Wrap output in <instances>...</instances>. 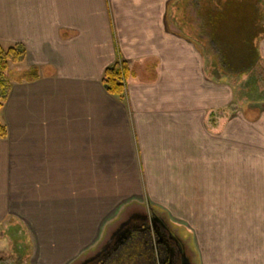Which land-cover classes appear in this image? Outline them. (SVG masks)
I'll return each instance as SVG.
<instances>
[{
	"label": "crops",
	"instance_id": "crops-1",
	"mask_svg": "<svg viewBox=\"0 0 264 264\" xmlns=\"http://www.w3.org/2000/svg\"><path fill=\"white\" fill-rule=\"evenodd\" d=\"M180 1L0 0V45L25 49L0 110V229H28L34 264H75L145 205L198 264H264V86L173 28ZM117 62L122 99L102 84Z\"/></svg>",
	"mask_w": 264,
	"mask_h": 264
},
{
	"label": "trees",
	"instance_id": "trees-1",
	"mask_svg": "<svg viewBox=\"0 0 264 264\" xmlns=\"http://www.w3.org/2000/svg\"><path fill=\"white\" fill-rule=\"evenodd\" d=\"M199 18L198 29L217 52L220 66L226 73L251 72L259 59L258 42L264 37L262 8L260 0H194ZM25 59V49L20 45L4 48L0 45V110L7 98L10 82L6 72L9 64H20ZM37 74L31 70L21 76V81H34ZM127 68L117 62L105 69L102 84L106 91L117 98H123ZM4 91V92H3ZM228 111H209L206 126L213 133H220ZM7 136L6 127L0 121V139ZM0 259V264H5Z\"/></svg>",
	"mask_w": 264,
	"mask_h": 264
},
{
	"label": "flooded vegetation",
	"instance_id": "flooded-vegetation-1",
	"mask_svg": "<svg viewBox=\"0 0 264 264\" xmlns=\"http://www.w3.org/2000/svg\"><path fill=\"white\" fill-rule=\"evenodd\" d=\"M77 264H191L168 221L153 211H130L94 253Z\"/></svg>",
	"mask_w": 264,
	"mask_h": 264
},
{
	"label": "rangeland",
	"instance_id": "rangeland-1",
	"mask_svg": "<svg viewBox=\"0 0 264 264\" xmlns=\"http://www.w3.org/2000/svg\"><path fill=\"white\" fill-rule=\"evenodd\" d=\"M260 4L262 8L261 27H263L264 26V0H260ZM189 7H190V0H181L180 2L175 4L171 10V25L173 26L174 29L181 30L185 34L191 35L192 38L202 46L205 53H207V55H210L214 52V49L212 46L207 44L208 42L205 36L198 29L199 22L197 19H194L193 11ZM263 41H264V37H262L261 40L257 44L258 50H263V47H264ZM4 48H7V47H4ZM259 55H260V58H264V51L259 52ZM20 65L21 63L20 64H12V63L9 64L8 71L6 72L7 79L9 82L11 79H15L17 75H19L20 69L18 67ZM249 73L252 75L253 78H255V81L259 82L261 85L264 86V62L261 59H258V62L256 63L254 69ZM244 74L245 73H240L237 75H244ZM242 81L244 80H241L239 84H241ZM134 210L135 212H139L142 214H145V213L147 214L148 211H152L149 209V206H146V205L138 207V208H134ZM130 211H133V209H130V210L128 209V210L123 211L122 216H124V214L129 213ZM155 214L157 215V213ZM169 225L184 242L187 248V255L190 257L191 264H198V257L195 254L194 248H192V244L189 243L190 244V247H189L187 246L188 242L184 240L185 238L189 239L191 237V234L189 233V231L184 229L180 225H175L172 223H169ZM107 227L109 226L107 225ZM107 227L106 229H108ZM5 228H6V225H4V228L3 227L1 228L2 230L0 229L1 230L0 234L3 233ZM3 234H5L6 236H5L4 241H2L4 243L3 247L2 248L0 247V259L5 261L4 262L5 264H34L33 258L29 257V253L33 250L34 244L32 243L28 229H23L22 226L20 227L19 225L15 224L12 227L10 226L6 231H4ZM8 238L9 240L8 242H6ZM83 258L84 257H80L75 262V264L79 263Z\"/></svg>",
	"mask_w": 264,
	"mask_h": 264
}]
</instances>
